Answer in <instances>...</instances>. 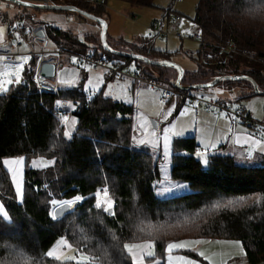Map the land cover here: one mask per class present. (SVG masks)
I'll return each mask as SVG.
<instances>
[{
    "label": "trees",
    "instance_id": "16d2710c",
    "mask_svg": "<svg viewBox=\"0 0 264 264\" xmlns=\"http://www.w3.org/2000/svg\"><path fill=\"white\" fill-rule=\"evenodd\" d=\"M46 1L74 6L101 18L106 13V1ZM127 1L152 5V0ZM263 3L198 0L193 17L202 36L195 57L198 68L184 72L181 83L186 86L199 78L207 83L218 76L247 75L257 89L263 90L264 66L241 53L252 51L264 60ZM43 30L61 53H90L103 61L134 63L138 68L147 63L109 48L119 50L122 45L129 52L154 60L169 58V53L156 50L146 41L137 45L111 40L118 44L104 48L101 42L98 46L89 44H96L94 35L84 36L81 42L67 30L50 25ZM35 62L36 57H32V71L24 74L26 83L10 86L0 95V199L10 215L9 221L0 219V264H77L47 255L61 238L89 257L81 264H132L124 243L146 240L154 242V255L147 263L164 264L167 243L189 237L238 239L249 264L264 262V156L255 164H246L214 151L204 167L194 155L200 148L195 136L175 138L172 149L180 154L171 157L170 176L186 182L190 191L157 197L153 185L159 179V160L153 162L145 149L130 147L133 106L102 93L88 95L81 86L56 88L55 93L40 91L31 77ZM150 66L159 70L160 79L165 78L163 67ZM224 79L228 86L235 82L253 87L246 79ZM57 100L75 104L71 113L77 124L71 138L63 135L64 112L56 106ZM20 157L25 158L22 201L3 164L6 159ZM36 157L53 162L35 169L29 161ZM102 187L109 189L116 202L115 215L94 207L95 192ZM78 196L84 199L73 210L60 218L51 217V199ZM229 201L239 202L217 206ZM175 252L195 256L191 250Z\"/></svg>",
    "mask_w": 264,
    "mask_h": 264
},
{
    "label": "rangeland",
    "instance_id": "374dc122",
    "mask_svg": "<svg viewBox=\"0 0 264 264\" xmlns=\"http://www.w3.org/2000/svg\"><path fill=\"white\" fill-rule=\"evenodd\" d=\"M99 1L100 2L106 1L105 2L106 13L103 15L102 19L106 23L107 26L106 35L109 40H122L125 43L137 44V45H140L144 41L150 42L153 48H155L156 50L162 53H169L168 60H165L162 57L158 60L159 62L167 61L171 63V65L176 66V67H172L170 65L164 66L163 68L165 69V78L160 79L159 70L152 68L149 64L146 65L144 64L142 68L139 70L143 78L153 79L160 85H164L169 88H172L175 84L176 79L179 76V71H182L183 73L193 72L198 68V64L195 60V57L197 56L196 51L199 50L200 41L193 40L189 37L182 39L183 40L182 41L181 39L174 36V34L177 32L182 34L185 33L189 35L190 33L197 31V27L193 22V17L198 0H176L173 3V5L171 4L173 0H152V5H138V4L135 5L127 0H99ZM22 3H26V4L30 3L37 7L25 6ZM0 5H2V7H0V24L1 25L3 24L2 26L4 30L6 29V26L4 24L5 21H8V23L17 22L24 25L27 28L26 38H23L21 40V44L18 50L15 48L12 50L9 48L10 40L9 37H7V33L5 30V35H4L6 41L5 44L8 45L6 48H8L9 51H11L12 53H15L16 56H22L37 51V46L32 39V34L29 32L27 27V25L31 24V22L26 16L29 17L31 16V18L35 21L38 20L40 22H44L48 25H53L55 27L57 25L53 24L54 23L53 21L61 22L65 20V22L73 21L74 23H77L78 21L80 22L81 20L82 23L80 25H74L73 28L75 33H79L77 30H75L76 29L75 26L76 27L80 26L81 28H84L82 33L79 34L78 39H80L81 36L86 35L87 32L92 31L95 37L94 41L96 44H92L90 42L89 44L98 46L99 43L101 42L104 48H109L113 44H118V42L114 43L112 41L110 43L107 40H105L104 44L102 43L99 37L100 33L98 34L99 35L98 36L97 30L93 31L89 29L90 25H92L93 22L96 23V21H93L85 16L82 17L72 10H52L46 8V6L50 5V3H47L46 0H16V1L0 0ZM169 7L170 8L172 7L171 9L174 12L181 15L182 17L181 21L178 24L173 21L172 23H170L168 29L166 28V30L170 32V34L167 37H156L153 38L152 40L147 39L146 34L149 33L151 24L155 20H160L162 16H164L165 12H167ZM263 10H264V3H263ZM83 19L86 21H84ZM86 23L89 26L86 25ZM119 46L120 48L117 51L129 52L127 51V49H123L122 45ZM56 49H57L56 44L52 40H49L48 44L45 46V50L48 52H53ZM81 54H85V53H81ZM242 56L246 57L247 59L253 60L245 55ZM65 57L70 60L68 65L64 66L63 72L60 73L59 71L56 77L54 76L53 79H51L55 85L63 89L71 88L73 87V84L62 85L59 84L57 81L62 77L71 78V74H68L69 70L66 68L75 67L76 65L75 62L73 61V58H76L75 55H65ZM105 65L111 67L112 64L109 62ZM132 66L133 64H131L128 67L126 66L122 67L123 73H126L124 71H126L128 68L132 72L136 71L135 70L136 67L133 69ZM86 70H88L89 72L86 74L84 71V73L81 74L79 80L77 79L74 82L75 83L74 85H76L77 83L82 84L83 89L85 91L92 92L90 94L89 92H87L88 95H93L94 93H102L103 95H105V93H108L107 96L114 97L118 101L122 100L133 106V112L131 114L132 133H131L130 147L145 149L150 154V157L152 158L153 162H155L156 159L159 160L158 163L159 179L157 181H162L165 179L159 167L162 161L159 158L158 150L151 148L149 146H136L140 139H146V140L154 139L149 135H145L144 130L139 127L144 122L141 119V117H144L149 122L152 121L157 122L158 127L155 129L157 135H161L163 129L172 124L176 125V129H175L176 131H179L180 129H184L185 132L183 137L191 136L189 134L195 136L196 141L200 145L198 151H205L203 147L204 144L216 143V139L219 136V133L223 131L222 125H220V123H216V121H218L217 118H219V115L214 116V114H212L207 109L206 110L204 108L196 109L198 107H195L194 105L190 104L191 99L189 96L196 97L197 95L203 94L202 92H205V89L203 88L186 89L183 91V93L184 92L187 93L186 99L180 94H174L171 97V99H169V101L165 102L162 100L159 90H150V88H148L145 85L136 84L135 86H133L132 84L133 82L129 78L111 76L108 73L107 69L101 66L86 68ZM89 80L92 81L91 90H89V85H88ZM201 81L202 78H199V80L195 81L194 84H202L203 82ZM219 81H220L219 85L224 87L218 88L214 91L212 90L215 87H210L208 88V91L212 92L210 94L220 98H228L232 100L233 96L230 93V91L224 90L226 86H228L225 79L223 78ZM189 85H192V83L191 84L189 83L187 86ZM230 86H232L233 88L237 87L235 82H233V84H231ZM257 90L259 91L257 95H254L251 98H246V99L244 98L242 101L244 107L251 112L253 118L261 122L264 121V94L261 93L264 92V89L263 90L257 89ZM161 100L163 101V104H161ZM58 101L60 102V105H66V106L64 107L58 106L57 104ZM64 102L65 101L63 100H57L56 106H58V108H61L62 112H67L68 114H70L68 117L67 125L64 124V131L68 130L73 133L75 131L77 120L72 115L71 112L75 108V104L67 100L65 103ZM173 105H175V109L172 111V114L168 116L167 120H163L161 117L156 115V113L160 112L161 109L167 110L172 108ZM184 109H188L187 114L181 116V111ZM62 116H64V114H62ZM222 118L224 117H222L221 115L220 119ZM73 121H75L74 128L72 127ZM152 131L153 129L149 125L148 132L150 133ZM175 138L177 137H174L173 140ZM173 140H172V144H173ZM219 146L220 145L218 144L217 148ZM205 158L208 160V155ZM199 160L200 163L204 167H206L202 163V160L201 159ZM32 161H35V165H31ZM244 161L246 160L243 161L237 160L238 163L239 162L248 163ZM52 162L53 161L47 157H36V158H32L29 161V166L31 165L30 167L35 169H42L50 166ZM171 165L172 162L170 160L167 180L164 183H161L158 186V188L154 189L155 195L157 197L174 196L190 191L189 186L183 189H176L172 187V185L177 182L181 184H187V183L184 181H176L171 178L170 176ZM157 191H162L163 194L157 195ZM95 203H96V198H95ZM0 205H2L3 207V211H0V216H3L4 213H7V219L5 220L9 221L10 215L8 214L1 199H0ZM195 240H200L202 241V243L196 244L194 248L184 249V250L194 251L195 252L194 257L189 256L186 253L175 252V250L169 253L166 246L164 264H180V262L176 260V257H184L187 260L193 261L194 264H249L244 255V250L241 251L242 245L238 239L189 237V238H182L179 240L169 241L168 243L179 242V241H195ZM237 241L240 242L239 245L231 243ZM58 242L59 240L56 243ZM145 242H148V240L137 241V242L129 241V242H125L124 244H143ZM150 250L154 254V247ZM136 251L137 253H139V249H137ZM201 252L204 253L203 256L199 254ZM72 256H76L77 258H79L81 256H87V255L71 247L66 250H63V252L60 254L61 258L59 260L61 261L71 260V259H65V257H72ZM205 257H208V259H205ZM147 258L148 257L143 258V264H148ZM72 261H76V260H72ZM262 264H264V262Z\"/></svg>",
    "mask_w": 264,
    "mask_h": 264
},
{
    "label": "snow or ice",
    "instance_id": "6c2138e0",
    "mask_svg": "<svg viewBox=\"0 0 264 264\" xmlns=\"http://www.w3.org/2000/svg\"><path fill=\"white\" fill-rule=\"evenodd\" d=\"M2 7V5H0ZM86 15V14H85ZM102 24L103 21H100ZM13 27L19 28L20 25H13ZM4 29L0 28V33H3ZM147 35V34H146ZM17 39H19V36H17ZM142 59V58H141ZM31 60L30 56H17L14 57L12 62L9 63L8 70L0 72V95L6 94L9 91V85H11L13 88L15 86L26 83L24 81V74L26 71H32L31 66L29 65V61ZM0 61H3V57H0ZM73 61L76 62V58H73ZM160 63L168 64L167 61H162ZM172 67H176L175 65H170ZM81 67H84V65H81ZM133 69L135 68V65L133 64ZM41 67L39 64V59L37 60L36 65V72L37 75L41 71ZM2 77H8L7 79H4ZM232 79H241V77H233ZM179 81H177L178 83ZM39 83V81H37ZM60 83L62 85H72L74 83L73 80H67V79H61ZM89 90H91L92 81H88ZM208 87H211V85H208ZM98 91V89H97ZM220 91V90H217ZM107 96L108 93H105ZM216 96L211 97H204V99H212L215 100ZM58 106L64 107L66 105H60V102H57ZM161 104H163V101L161 100ZM70 106V105H68ZM237 106L233 105V110H235ZM175 109V105L172 106V108L164 110L161 109L160 112L156 113L157 116L161 117L163 120H167L168 116L172 114V111ZM188 109H184L181 111V116L187 114ZM221 115H228L227 113H221ZM234 118V117H230ZM141 119L144 121L139 127L144 130L145 135H149L153 137L154 139H140L136 146H149L151 148L157 149L159 152V158L162 161L159 165L160 170L162 174L164 175V180L157 181L154 183L153 187L154 189L158 188V186L161 183H164L167 180L168 175V167L170 164L171 157L175 155H179L180 153H174L172 149V140L174 137H183L185 130L180 129L179 131H176V125L172 124L170 126H167L163 129V132L161 135H157L155 129L158 127V124L156 121L149 122L144 117H141ZM62 123L67 125L68 123V117L63 116L62 117ZM151 126L153 131L148 132V126ZM75 121L72 122V127L74 128ZM229 131H231V128H229ZM63 135L65 138H71L72 132L65 130L63 132ZM264 136V133L261 134ZM226 138V137H225ZM135 139V137H134ZM244 143L246 145H249V150L246 153L245 159L250 160L253 156V152L259 150L260 153L264 154V140L256 139L255 134H248L243 141H240L239 139L236 140V143ZM220 141H217L216 143L212 144H204L203 147L205 151H197L195 153L196 157L198 159L202 160V163L207 166L208 160L205 158L207 155H209V149L213 152L217 149L218 144ZM187 155V153H183ZM24 157L20 158H14L11 160H5L3 161V164L7 166V171L11 175V183L14 185V191L16 193V196L22 201L23 198V181H22V169L24 164ZM31 165H35V161L31 162ZM30 165V166H31ZM172 187L176 189H183L187 188V184H181V183H174ZM170 190V189H169ZM162 191H157V195H162ZM96 203L94 205L97 209H102L103 212L109 214V215H115L114 213V204L115 201L110 195V191L107 187L101 188L97 190V193H95ZM83 197H76L73 199H67V200H56L51 199L50 204L52 205V212L50 213L51 217L53 219L62 217L65 212L73 210V206L76 205L78 202H80ZM239 201L233 202L229 201L227 205H217L219 206H229L233 203H238ZM0 211H3L2 205H0ZM0 219H7V213H4L3 216H0ZM59 245L66 246L68 248H71V245L67 244V241L64 239H61L59 242ZM202 241L195 240V241H179V242H170L167 244V250L169 253H171L174 250L177 249H185V248H194L196 244H200ZM234 244L239 245L240 242H231ZM154 247L153 241H148L143 244H124L123 249L126 251V254L132 258V264H143V258L144 257H152L154 254L150 250ZM137 249H139V253H137ZM241 247V251H242ZM201 256L204 255V253H199ZM47 255L49 257L55 256L57 259H60L61 257L57 254V251L50 250ZM65 259H71L76 260L77 264H81V261H88L89 257L87 256H81L77 258L76 256L72 257H65ZM205 259H208V257H205ZM176 260L180 262V264H194L193 261L187 260L184 257H176ZM158 264V262H157Z\"/></svg>",
    "mask_w": 264,
    "mask_h": 264
},
{
    "label": "built area",
    "instance_id": "2783aa9c",
    "mask_svg": "<svg viewBox=\"0 0 264 264\" xmlns=\"http://www.w3.org/2000/svg\"><path fill=\"white\" fill-rule=\"evenodd\" d=\"M175 1L176 0H173L171 4L173 5V3ZM91 2L92 3H101L99 0H91ZM171 8L169 7L167 12H165L164 16H162V18L160 20H155L151 24L150 31L146 36L147 39L152 40L153 38H156V37H167L170 34V32L168 30H166V28L168 29V27H169L170 23H172V21L173 22H179V20L182 18L180 14L174 12ZM13 25H20V27L16 28V27H13ZM28 30L32 34V39L37 46V51H34V52L26 54V55H22V56H30L31 58L36 57L34 72H33V75L31 76L32 80L36 84V87L38 90L48 92V93H55L57 90L55 85L50 83L46 79H44V77L41 76L40 72L37 75L36 65H37L38 59H39V64L41 66V64L45 61L46 56L51 55V54H60L61 50L56 49L53 52L46 51L45 46L48 44V41H49V39L46 37V35L39 36L35 33L36 30H31L30 28H28ZM26 31H27V28L20 23L9 22L7 24V26H6L7 37H9V40H13L15 49L18 50L19 46L21 44V40L23 38H26ZM17 36H19V39H17ZM174 36L179 38V39H184L186 37H189V38L196 40V41H201V37H202L201 31L198 27H197V31H194V32L190 33L189 35L185 34V33L182 34V33L177 32L174 34ZM62 53L67 54V55H75L76 59H77V63L81 62V63H84L86 66H89V67L101 66V67L109 70L110 72H116V73H121V74L123 73L120 69H118L116 67L115 63H113L111 65V67L106 66L105 64H107V62L91 56L90 53L81 54V53H71L68 51H65ZM241 53L243 55L255 60L256 62H259V63L264 65V60L261 58L255 57L253 55L252 51L248 52L247 50H243ZM1 56L3 57V62H4L3 71H6V70H8L9 63L12 62L14 57H16V54L12 53V52H9V53L5 52V53H2ZM131 77L134 80H137L139 82H146L149 85V87L153 90H159L163 100H167V99L171 98L172 95H174V94H180L185 99L187 98V93L186 92L183 93L184 90L177 89L174 87L169 88L167 86L160 85L159 83H157L153 79L143 78L139 72H133ZM2 78L7 79L8 77H2ZM37 81H39V83H37ZM10 86L11 85H9V87ZM211 96H213V95L201 94V95H197L196 97L189 96L191 99L190 104L194 105L195 107H204L214 115L215 114H221V113H227L228 115H223V116L228 118L229 120L234 121V122H240L243 125L247 126L250 130H254L258 133H264V121L259 122V121L255 120L250 115V113L246 110L244 105L239 104V105H237L235 110H233V107L229 106L226 102H224L222 99H220L217 96H216L217 98L215 100L204 99V97H211ZM64 116L68 117L67 113H64ZM230 117H234V118H230ZM102 188H104V187H102ZM99 189H101V188H99ZM115 204H116V202H115Z\"/></svg>",
    "mask_w": 264,
    "mask_h": 264
},
{
    "label": "crops",
    "instance_id": "0c3cea01",
    "mask_svg": "<svg viewBox=\"0 0 264 264\" xmlns=\"http://www.w3.org/2000/svg\"><path fill=\"white\" fill-rule=\"evenodd\" d=\"M48 3V2H47ZM73 11V10H72ZM75 12V11H74ZM77 13V12H76ZM78 14V13H77ZM80 15V14H79ZM81 16V15H80ZM22 17V16H21ZM26 17H28V19L30 20V22H31V24H29V25H27V27L28 28H31V29H33V30H38V29H42L43 30V27H46V26H49L48 24H46V23H44V22H40V21H38V20H33L32 18H31V16L29 17V16H26ZM83 17V16H82ZM182 19V18H181ZM181 19L179 20V22L181 21ZM84 20V19H83ZM84 21H86V20H84ZM94 21V20H93ZM54 23L53 24H55V25H57V26H60V27H57V28H60V29H63V30H67V31H69V32H71L72 34H74L75 36H78L79 37V34L80 33H82V31H83V29L84 28H81L80 26H75V30H77L79 33H75L74 32V25H80L81 23H82V21L80 20V22L78 21L77 23H74L73 21H69V22H65V20H63V21H61V22H57V21H53ZM179 22H175V23H179ZM4 24H5V26H6V21L4 22ZM3 25V24H2ZM1 24H0V28H3V26H2ZM86 25H88L87 23H86ZM50 26H53V25H50ZM89 26V25H88ZM55 27V26H54ZM101 28H102V25H101V23H99V22H96V23H94L93 22V24L92 25H90V27H89V29L90 30H97L98 31V33H97V35L100 33V30H101ZM4 29V28H3ZM6 30V29H5ZM5 30H4V32L3 33H0V57H2L1 56V54L2 53H9V52H11V51H9V49L8 48H6L8 45L7 44H5V37H4V35H5ZM30 32V31H29ZM43 32H44V30H43ZM31 33V32H30ZM44 35H45V33H44ZM87 35H94L93 33H92V31L91 32H87L86 33V35H83V36H81L80 37V39H79V41H81V42H83L84 41V36H87ZM96 35V36H97ZM99 36V35H98ZM107 36V35H106ZM47 37V36H46ZM182 40V39H181ZM107 41L108 42H111V40H109L108 39V37H107ZM183 41V40H182ZM9 48L10 49H14L15 48V46H14V43H13V40H10V43H9ZM197 52V51H196ZM65 55H67V54H64V53H62V54H51V55H48V56H46V58H45V61L44 62H46V60H48V62H54L55 64H56V73H55V77H56V75L58 74V72L60 71V73L61 72H63V69H64V66H66V65H68V63H69V59L68 58H66L65 57ZM17 57V56H16ZM67 59H68V62H67ZM66 62V63H65ZM105 62H107V63H111V64H113V63H115V65H116V67L118 68V69H120L121 71L123 70L122 69V67H128V66H130V65H123V64H120V63H118V61H116V60H110V61H105ZM75 64L77 65H75V67H68V68H66V69H68L67 71H68V74H71V78H64V77H62L61 79H67V80H73L74 82L78 79L79 80V78L81 77V74L82 73H84V71H85V73L87 74L89 71L88 70H86V68H92V67H89V66H86L84 63H81V62H78L77 63V61L75 62ZM134 64V63H133ZM3 65H4V62L3 61H0V72H1V70H2V72H3ZM81 65H84V67H81ZM135 65V64H134ZM146 65V64H145ZM135 70L136 71H133V72H139L140 73V69L142 68V66H141V68H138L136 65H135ZM153 68V67H152ZM155 69V68H154ZM108 71V73L111 75V76H119V77H124V78H129L133 83V86H135L136 84L137 85H145V86H147L148 88H150L149 87V85L146 83V82H139V81H137V80H134L132 77H131V75H132V71H130V69L128 68L126 71H124V72H126V73H116V72H110L109 70H107ZM123 72V71H122ZM44 79H46V78H44ZM51 79H53V78H50V79H46L47 81H49L50 83L52 82V80ZM61 79H59L57 82L59 83V84H61L60 83V81H61ZM206 80V79H205ZM208 80V79H207ZM212 81V80H211ZM211 81H208V82H211ZM207 82V83H208ZM52 84H54V82H52ZM75 83H73V87H71V88H74V87H79V86H81L80 87V89H82L83 91H85L84 89H83V86H82V84H80V83H77L76 85H74ZM55 85V84H54ZM226 86V85H225ZM237 87H235V88H233L232 86H226V88L224 89V90H227V91H230V93L232 94V96H233V99L231 100V99H228V98H220V99H222L224 102H226L229 106H231V107H233V105H239V104H242L243 105V99L245 98H251V97H253L254 95H257L258 93H254L253 92V87H251V86H248V85H246V84H239V85H236ZM55 87L56 88H58V89H63V88H59L57 85H55ZM215 88H213V90L212 91H214V90H216V89H218V88H221V87H224V86H221V85H217V86H214ZM65 89H69V88H65ZM150 90H153V89H151L150 88ZM203 91V90H202ZM86 93L87 92H89V91H85ZM90 93H92V92H89V94ZM203 94H205V95H211L210 93H212V92H209L208 91V88L207 89H205V92H202ZM252 93H254V94H252ZM88 94V93H87ZM95 94V93H94ZM262 94H264V92H262ZM160 95H161V93H160ZM173 96V95H172ZM214 96V95H213ZM109 97H111V96H109ZM111 98H113V99H116V98H114V97H111ZM161 98H162V96H161ZM169 99H171V98H169ZM169 99H167V100H163V101H165V102H167V101H169ZM117 100V99H116ZM122 101V100H121ZM242 101V102H241ZM66 102V101H65ZM64 102V103H65ZM122 102H124V101H122ZM125 103H127V102H125ZM127 104H129V103H127ZM199 108H204V107H198V108H196V109H199ZM205 110H206V108H204ZM247 110V109H246ZM248 111V110H247ZM249 113H250V115L252 116V114H251V112L250 111H248ZM64 113H67V112H64ZM63 113V114H64ZM215 115H219V118H217L218 119V121H216V123H220V125H222V127H223V131L222 132H220L219 133V136L217 137V139H216V142L217 141H220V143H219V145L221 146V144L223 145V148H217L215 151H219L220 153H222V154H226V155H229V156H231V157H233V159L234 160H240V161H243V160H246L245 159V156H246V153H247V151L249 150V145H246V144H244V143H236V140L237 139H239L240 141H243L244 139H245V137L248 135V134H255V138L256 139H261V140H264V136H262L261 134L262 133H258V132H256V131H254V130H250L247 126H245V125H243L242 123H240V122H234V121H231V120H229L228 118H226V117H224V116H222V117H224V118H222V119H220V116H221V114H215ZM214 115V116H215ZM63 117V116H62ZM253 117V116H252ZM220 120V121H219ZM229 128H231V131H229ZM189 135H192V134H189ZM194 136V135H193ZM226 137V138H225ZM196 139V138H195ZM198 143V142H197ZM210 144H212V143H210ZM209 144V145H210ZM199 147H200V145H199ZM211 152H213L212 150H209V153H211ZM264 156V154H262V153H260L259 152V150H257V151H255V152H253V156H252V158L250 159V160H246V161H244V162H248L249 164H255V163H257L262 157ZM9 159H14V158H9ZM9 159H6V160H9ZM247 164V163H246ZM24 165V164H23ZM22 181H23V169H22ZM61 239H64V238H61ZM61 239H59V241L61 240ZM73 248V247H72ZM56 250L57 251V254L60 256V254L63 252V250H66V249H68V247H66V246H60L59 245V243H56L52 248H51V250ZM54 258H56L55 256H53Z\"/></svg>",
    "mask_w": 264,
    "mask_h": 264
},
{
    "label": "water",
    "instance_id": "95a60500",
    "mask_svg": "<svg viewBox=\"0 0 264 264\" xmlns=\"http://www.w3.org/2000/svg\"><path fill=\"white\" fill-rule=\"evenodd\" d=\"M10 1H16V0H10ZM22 4L25 5V6L37 7V6H34L33 4H30V3L29 4L22 3ZM46 8H49V9H52V10H73V11L77 12L78 14H80L82 16H85V17H87V18H89L91 20H94L96 22H99L100 23V21H103V19L101 17H98V16H96L94 14H91L90 12H87L85 10H82V9H79L77 7L70 6V5H54V4H50V5L46 6ZM101 25H102V28L100 30V36L99 37H100L102 43L104 44L105 38H106L107 26H106L105 21H103V23ZM35 33L37 35H39V36H44V32H43L42 29L36 30ZM109 51H113L114 53H117V54L122 55V56H127V57H130V58H133V59L142 60V61H145L149 65H154V66H157V67H164V66L171 65V63H168V64L160 63L158 60H154V59L149 58V57H147V56H145L143 54H140V53L120 52V51H117V50H113L111 48H109ZM40 67L42 69L40 71V74H41L42 77H44L46 79H50V78H53L55 76V73H56V64L54 62H48V61L43 62ZM183 75H184V73L182 71H179V76L176 79L175 84H174V86L176 88L181 89V90L192 89V88H203V87L206 88V87H208V85H211V87H213L214 85L217 84V82L219 80H221L223 78L241 77V79H246V80H249L251 82V84L254 87V90H255L254 92L255 93H258L259 92L257 90V88H256V86H257L256 82L251 77H249L247 75H239V76L227 75V76H222V77H219L218 76V77H215L211 82L202 83V84H192V85H189V86H187V85L185 86V85H183L181 83V80L183 78ZM177 81H179V82L177 83ZM76 205H74L73 208ZM67 212H69V211H67ZM67 212H65V214Z\"/></svg>",
    "mask_w": 264,
    "mask_h": 264
},
{
    "label": "bare ground",
    "instance_id": "6f19581e",
    "mask_svg": "<svg viewBox=\"0 0 264 264\" xmlns=\"http://www.w3.org/2000/svg\"><path fill=\"white\" fill-rule=\"evenodd\" d=\"M48 38V37H47Z\"/></svg>",
    "mask_w": 264,
    "mask_h": 264
}]
</instances>
